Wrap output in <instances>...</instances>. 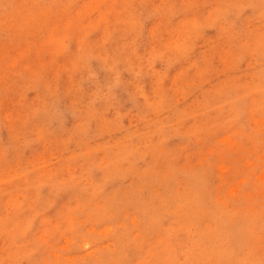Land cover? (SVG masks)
<instances>
[{
    "label": "rangeland",
    "instance_id": "1",
    "mask_svg": "<svg viewBox=\"0 0 264 264\" xmlns=\"http://www.w3.org/2000/svg\"><path fill=\"white\" fill-rule=\"evenodd\" d=\"M0 264H264V0H0Z\"/></svg>",
    "mask_w": 264,
    "mask_h": 264
}]
</instances>
